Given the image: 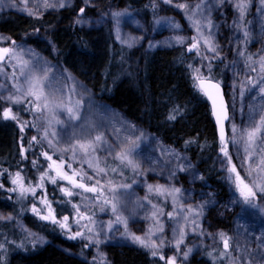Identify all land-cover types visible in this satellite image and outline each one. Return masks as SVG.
Returning a JSON list of instances; mask_svg holds the SVG:
<instances>
[{
	"label": "rangeland",
	"instance_id": "374dc122",
	"mask_svg": "<svg viewBox=\"0 0 264 264\" xmlns=\"http://www.w3.org/2000/svg\"><path fill=\"white\" fill-rule=\"evenodd\" d=\"M73 1L48 0L49 4L56 5L53 8L43 7V0H28L27 5L22 0H0V12L41 17L70 7ZM239 3L240 0H171L166 5L174 14L158 16L152 27H148L142 16L131 9L102 8V0H82V5L97 13H79L77 18L84 28L100 27L109 22L116 40L130 48L146 45L148 51H158L175 48L191 40L220 61L222 67L216 72L217 80L226 88L230 107L227 144L223 142L221 149L226 147L231 157L229 162L220 150L218 163L224 173V188L221 190L204 178L188 154L113 108L68 68L57 64L28 40L13 44L7 34L0 32V37L4 38L0 39V45L14 50L10 61L0 63V96H22L27 88L25 76L43 77L47 72L49 79L55 78L56 99L70 100L69 106L74 110L78 107L79 119H69L63 109H56L53 113L43 111L44 131L48 133L45 137L44 132L43 139L50 150L66 157L83 176V179L81 175L74 176L77 182L88 187L95 185L98 189L97 193L92 192L97 199L87 197L83 201L86 213L74 211L71 222L64 224L73 233H82L81 239L94 246L102 264L111 263L113 250L141 246L134 243L129 234L145 239L150 234V239L160 246L148 249L160 252L170 248L172 256L183 261L198 257L205 248L218 245L227 256V264H264V192L254 188L256 207L249 208L243 204L235 173L230 171L234 164L249 186L253 181L264 186V179L260 178L264 174L255 171L259 148H249L247 153L244 151L247 146L245 129L250 130L252 122H258L264 115V94L259 92L264 86V69L261 67L264 64V4L261 0H250L242 15L236 7ZM180 4L187 7H177ZM25 7L36 14L29 15L23 10ZM118 13L120 15H116ZM21 69L24 75H21ZM18 87L20 92H17ZM31 99L28 97L24 103L30 106L28 100ZM77 101L80 102L78 106ZM1 102L11 109L18 105L7 100ZM233 126L236 132H233ZM97 135L103 136L105 142L97 147L95 153L85 155L77 152L73 158L71 151H65L76 140L87 142ZM233 140L237 142L233 143ZM121 151L128 153L133 164L121 163L117 158ZM108 161L124 166L127 174L121 179L113 177L105 166ZM89 162L92 167H89ZM97 164L105 171L98 174ZM250 168L253 169L251 172ZM96 181H99L98 185ZM149 186H152V191H149ZM101 188L102 192L99 191ZM177 188L180 189L178 193L174 191ZM106 200L108 203H104ZM40 202L38 211L41 217H54L51 216L52 206ZM113 204H116L115 212ZM117 216L126 220V227L124 223H117ZM0 217H4L0 221L12 218L9 212L1 209ZM19 227L37 245L54 244L66 254L88 262L85 254L55 243L50 236L37 232L24 221L19 223ZM221 232L229 238L228 248L220 238ZM181 237L182 242L177 248ZM188 249L192 251L185 259L183 254Z\"/></svg>",
	"mask_w": 264,
	"mask_h": 264
},
{
	"label": "trees",
	"instance_id": "16d2710c",
	"mask_svg": "<svg viewBox=\"0 0 264 264\" xmlns=\"http://www.w3.org/2000/svg\"><path fill=\"white\" fill-rule=\"evenodd\" d=\"M111 6L133 10L148 27H152L156 17L174 14L164 0H102V8ZM79 13L96 14L97 11L82 5V0H74L70 7L41 17L0 12V32L7 34L11 41L28 40L57 64L68 68L113 108L188 154L204 178L216 189H223L224 173L218 163L223 141L218 137L210 105L196 83L198 76L217 80L216 72L222 67L220 61L209 56L201 46L195 44L194 48L191 40L158 51H148L146 45L127 47L116 40L109 22L84 28L77 23ZM25 104L12 108L19 123L0 118V209L12 216L0 221V264H102L93 245L60 226L66 222L65 216L71 222L74 211L86 213L83 201L87 197L97 199L96 195L73 187L56 175L55 166L43 153L57 163L62 157L65 161L62 171L69 176L74 167L66 157L48 148L43 139L46 126L42 112ZM4 108L8 107L0 100V110ZM23 122L27 125L21 129ZM105 166L117 179L128 172L124 166L110 161ZM45 172L56 179L55 184L48 177L41 182ZM13 179L18 183L14 184ZM21 183L31 190L21 194ZM63 189L73 194L68 196ZM40 201L52 206L51 216L58 223L37 214ZM77 205L78 208L74 207ZM21 221L50 236L55 243L85 254L88 262L66 254L54 244L37 245L20 229ZM151 253L148 248L134 245L113 250L110 264H167L173 257L170 248L157 252L156 256ZM226 259L216 245L203 249L201 255L191 260L177 258L176 264H227Z\"/></svg>",
	"mask_w": 264,
	"mask_h": 264
},
{
	"label": "snow or ice",
	"instance_id": "6c2138e0",
	"mask_svg": "<svg viewBox=\"0 0 264 264\" xmlns=\"http://www.w3.org/2000/svg\"><path fill=\"white\" fill-rule=\"evenodd\" d=\"M164 2L166 3H171V0H164ZM22 3L27 5L28 0H22ZM250 3V0H240V3L236 5V7L240 10L241 14L243 15V13L245 12V10L248 7V4ZM261 3L264 4V0H261ZM43 7H56L55 4H49L48 0H43ZM61 7H63V4L60 5ZM177 7L180 8H185L187 7V5L184 4H180L177 5ZM197 8H199V5L196 6ZM25 11L28 12L29 15H34L36 13H34L31 9H28L27 7H25V9H23ZM81 12H83L84 10L81 9ZM116 15H120L119 13ZM77 23H80V21H77ZM245 35H247V33H245ZM0 39H4L3 37H0ZM11 43H15V41H12ZM205 43H207V41H205ZM193 47L195 48L196 45L194 44ZM213 51H215V49H212ZM13 49L10 48H0V63H3L5 61H10L12 59V53H13ZM27 63V62H25ZM262 69H264V64L261 65ZM15 74L13 73V76ZM21 75H24L23 69H21ZM55 78L53 77L52 79H49L47 72H45L43 77H37L35 75L32 76H25V82L27 84V88L24 89L23 91V95L22 96H13V95H8V96H0V100H7L9 102H11L12 104H21L24 103L25 100L28 97H31V100H28V104L31 106L32 109H34L36 112H43V111H48L49 113H53L56 109H63L69 116V119H79V114H78V107L77 109L74 110L73 107L69 106L70 100L68 102L65 101H58L56 99V89L53 88V80ZM262 79H264V77H262ZM197 80L200 81V87L201 90L204 92V94L206 96H208V98L210 100H212V104H213V110H214V114L216 115V119L217 122L220 123L221 125V140L225 143V145L227 144V141L224 138V131H223V121L228 119L227 116V109H226V105L223 103L222 98L220 99V104L217 105V97L219 95L218 91L217 93L214 95L212 89H219V85L218 84H211L209 83L207 85V87H205V81L203 79H201L199 76L197 77ZM47 88V91L45 90ZM75 90V89H73ZM21 88H17V92H20ZM259 92L264 94V86H261L259 89ZM79 101L76 102V105H79ZM28 110V109H25ZM0 118L3 119H10V120H14L17 121L18 123L19 118L16 114L13 113L11 107L8 108H4L2 110H0ZM170 118H174V117H170ZM57 123H62V121H57ZM27 125V122H23L20 124L21 129H23L25 126ZM237 129L235 128V126H233V132H236ZM48 133L45 132V137H47ZM53 136L56 135L55 132L52 133ZM244 137H246L245 143H246V147L244 149V151L247 153L249 148L252 147H257L259 148V159L255 162V171H257L258 174H264V115L260 116L259 121L252 122V126L249 129H245L244 131ZM242 137V138H244ZM33 140L36 139V137L32 138ZM105 142L103 136L101 135H97L94 137L93 140H89L87 142H81L80 140H76L75 143L70 144L68 149H65V151H71L72 152V156L73 158L76 156L77 152H80L82 154H89V153H95L97 147L102 143ZM236 140H233V143H236ZM258 142V143H257ZM49 144L51 145V141H49ZM221 151L224 153L225 157L228 158L229 162L231 161V157L228 154V151L226 149V147L222 148ZM43 155L50 161H52V165L55 166V168L53 169L56 173V175L60 176L61 179H66L69 181V183H71L74 187L77 188H82L85 191L88 192H93V193H97L98 189L97 187L94 185L92 187H88L83 183L77 182L73 177L77 176V175H81L80 173H78L75 169H72V176H69L66 172H63V166L65 164V161L63 160V158H60V162L57 163V161L52 160V157L49 156L47 153H43ZM117 158L121 161V163H124L125 161H127L128 164H133V161L128 159V153L121 151L120 153L117 154ZM52 165H50V167H52ZM92 163L89 162V167H92ZM69 168H71V165H68ZM253 169L250 168V172ZM105 169L103 168H99L98 164H97V172L102 173L104 172ZM114 171V169H113ZM231 172L235 173V180L237 183V188L240 191V195L243 198V204H246L249 208H255L256 205L254 203V201L256 200V191H254V188H258L259 191L264 192V186H261L260 183H258L257 181H253V185L249 186V184L245 183L244 180L240 177L239 172L236 169V166L233 164L231 166L230 169ZM17 178L20 177V174L17 173L16 174ZM44 177H48V179L51 181V183L55 184L56 183V179L54 177H50L48 176V173L45 172L44 175L41 177V182L44 180ZM261 179H264V176H260ZM81 179H83V176L81 175ZM91 179V178H89ZM14 184L18 183L17 179H13L12 181ZM96 184H99V181H96ZM42 186V184H41ZM20 190H21V194H23L24 191H29L31 190V188L29 189H25L23 184L21 183L19 185ZM127 187V186H124ZM162 187V186H161ZM16 189H13V191H15ZM63 191L66 193V195L71 196L73 193L71 191H68V189H63ZM99 191H103V189L101 188ZM149 191H152V186H149ZM157 191H160V188H157ZM175 192H179L180 189H174ZM33 194L34 191H33ZM104 203H108V201H104ZM76 208H78L79 206H74ZM112 210L115 212L116 211V204L112 205ZM243 210V209H242ZM33 211H37L35 208H33ZM37 214H39L37 212ZM81 217L84 218V214L80 213ZM155 215V213H154ZM169 215L171 216V213H169ZM4 217H0V219H3ZM10 218V217H9ZM42 219H52L53 223H58V221H56L54 219V217H50V216H43L41 217ZM64 221L68 220V217H64L63 218ZM117 223H124L125 227H126V220H123L121 216H117L116 218ZM62 228H67L68 225L62 223L60 225ZM109 227H111V223H109ZM159 230L162 231V228H160ZM82 235V233L77 232L75 234V236H80ZM131 236V239L134 243H138L140 244L142 247L145 248H158L160 245H157L155 241H152L150 239V234H149V238L145 239L144 237L141 236H137L135 234H129ZM220 238L223 240L224 242V247L228 248L229 244H228V240L229 238L226 236L225 233L221 232L220 234ZM75 236L71 237V238H75ZM182 242V237L181 240L177 241V248L179 247V243ZM192 250L188 249L187 252H185L184 258H187L188 253H190ZM153 256L157 255L156 251H152L151 253ZM161 259H164L163 256H161ZM167 264H176V257L173 256L171 257L168 261Z\"/></svg>",
	"mask_w": 264,
	"mask_h": 264
},
{
	"label": "water",
	"instance_id": "95a60500",
	"mask_svg": "<svg viewBox=\"0 0 264 264\" xmlns=\"http://www.w3.org/2000/svg\"><path fill=\"white\" fill-rule=\"evenodd\" d=\"M0 48H3V47L0 46ZM201 79H203L205 81V87H207V85L209 83L218 84L219 85V89L218 90L212 89V91H213L214 95L217 93V91L219 93V95L217 97V105L220 104V99L221 98L223 100V103L226 105L228 119L223 121L224 138H226L227 137V124H228V122L230 120V109H229V103H228L227 96H226V89H225L224 85L222 83H220L219 81H217V80L210 79V78H201ZM197 86H198L199 90L203 93V95L205 96V98L207 99V101L210 104L212 117H213V120H214V122L216 124V128H217V134H218V137L221 139V125H220V123L217 122L216 115L214 114L212 100H210L208 98V96H206L204 94V92L201 90L200 81L199 80H197Z\"/></svg>",
	"mask_w": 264,
	"mask_h": 264
},
{
	"label": "bare ground",
	"instance_id": "6f19581e",
	"mask_svg": "<svg viewBox=\"0 0 264 264\" xmlns=\"http://www.w3.org/2000/svg\"><path fill=\"white\" fill-rule=\"evenodd\" d=\"M129 118V117H128Z\"/></svg>",
	"mask_w": 264,
	"mask_h": 264
}]
</instances>
